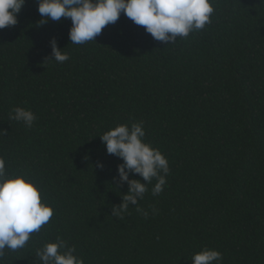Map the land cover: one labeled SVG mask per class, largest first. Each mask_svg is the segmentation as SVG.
I'll return each instance as SVG.
<instances>
[{
    "label": "trees",
    "instance_id": "16d2710c",
    "mask_svg": "<svg viewBox=\"0 0 264 264\" xmlns=\"http://www.w3.org/2000/svg\"><path fill=\"white\" fill-rule=\"evenodd\" d=\"M210 3L211 23L172 44L123 12L71 44L70 18L41 24L36 0L0 29V157L53 208L5 264H39L36 250L58 236L84 264H191L205 247L222 264H264V3ZM53 37L64 63L46 61ZM15 107L35 114L31 128L10 119ZM141 121L169 173L161 193L153 179L138 198L147 218L130 203L121 219L122 160L99 135Z\"/></svg>",
    "mask_w": 264,
    "mask_h": 264
},
{
    "label": "clouds",
    "instance_id": "9594fccd",
    "mask_svg": "<svg viewBox=\"0 0 264 264\" xmlns=\"http://www.w3.org/2000/svg\"><path fill=\"white\" fill-rule=\"evenodd\" d=\"M26 0H0V29L17 24ZM41 24L49 19L59 22L61 18H70L69 39L71 44H85L94 41L108 24H115L123 12L136 25L159 42L175 43L177 37H187L189 33L205 28L211 23L214 8L210 0H36ZM264 3V0H260ZM51 56L46 61L64 63L69 59L57 46L56 39L50 40ZM10 119L22 122L31 128L36 120L35 114L23 107H15ZM4 136V132L0 131ZM106 147V153L122 160L117 165L113 181L119 185L127 184L126 194H122V203L112 206V216L123 218L129 204L137 206L145 218L148 212L138 207L148 191L153 179L157 182L152 194L158 195L166 184L169 165L166 157L149 143L144 142L143 122L117 125L99 135ZM96 167L103 169L102 162ZM163 173V174H161ZM138 174L140 179H130ZM53 208L41 202V193L33 182L23 175L8 177L5 161L0 157V264H5V250L15 252L26 246L33 233L49 222ZM63 250V251H62ZM75 246L57 237L55 242L45 243L36 250L39 264H84L78 257ZM222 254L207 247L191 257V264H222Z\"/></svg>",
    "mask_w": 264,
    "mask_h": 264
}]
</instances>
